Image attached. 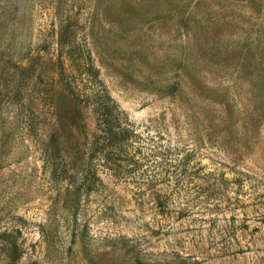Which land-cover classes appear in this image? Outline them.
Masks as SVG:
<instances>
[{"label": "rangeland", "instance_id": "rangeland-1", "mask_svg": "<svg viewBox=\"0 0 264 264\" xmlns=\"http://www.w3.org/2000/svg\"><path fill=\"white\" fill-rule=\"evenodd\" d=\"M59 39L133 130L134 177L50 180L30 109L63 177L92 126L45 62ZM0 232L19 253L0 264H264V0H0Z\"/></svg>", "mask_w": 264, "mask_h": 264}, {"label": "trees", "instance_id": "trees-1", "mask_svg": "<svg viewBox=\"0 0 264 264\" xmlns=\"http://www.w3.org/2000/svg\"><path fill=\"white\" fill-rule=\"evenodd\" d=\"M57 44L59 51L56 58L46 59L45 62L52 64L56 76L55 84L66 91L76 106L89 111L92 126L88 129L87 123L82 121L77 127L78 143L73 165L80 171L79 178L63 177L66 164L59 154L57 129L54 124L48 123L43 106L36 107L37 111L30 109L32 115L39 117L40 123L38 126L34 125L33 119L27 117V131L39 138L44 167L49 172L50 180L58 182L61 178L68 179L70 186L79 182L88 193L101 185L97 175L99 166L111 171L114 177H134L146 156L142 154V148L133 147L136 136L130 125L124 122L126 119L123 112L108 94L92 64L81 61L73 52L66 51L63 55L62 39ZM65 59L70 67L66 66ZM71 69L76 76L68 72ZM79 82L82 85L79 86ZM41 124L44 125L39 127ZM75 193L76 196L81 194L77 189ZM0 246L3 262L19 256L17 239L12 232H0Z\"/></svg>", "mask_w": 264, "mask_h": 264}]
</instances>
